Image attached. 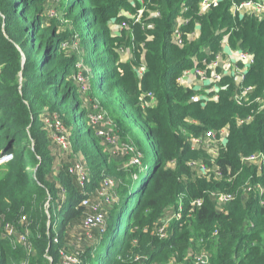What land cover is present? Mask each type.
Listing matches in <instances>:
<instances>
[{"label": "trees", "instance_id": "16d2710c", "mask_svg": "<svg viewBox=\"0 0 264 264\" xmlns=\"http://www.w3.org/2000/svg\"><path fill=\"white\" fill-rule=\"evenodd\" d=\"M58 1L64 17L80 35L86 55H94L103 45L106 51L112 49L107 18L119 7L131 9L130 0ZM199 1L152 0L150 9L162 14L150 20L153 28L147 26V34L152 37L143 34L141 24L135 25L131 39L135 50L129 63H120L122 72L111 69L96 74L100 81L97 93L105 107L100 105V109L114 120V131L121 142L141 152L140 164H130L133 154L122 153L128 159V165H123L103 148L89 121L90 113L78 93L80 86L73 81L79 72H73L76 57L66 54L64 48L70 35L60 32L57 24L50 28L44 25L45 0H0V151L14 154V160L0 171V219L22 232L25 216L33 246V252H29L10 239L0 238V264H64L69 244L74 241V245L80 235L86 236L82 240L85 245L79 248L75 264H139L134 261L136 256H145L146 264L183 260L189 249H197L201 239L213 253L212 264H264V195L258 192L250 193L245 203L240 199L241 192L221 211L207 196L204 206L188 220L172 223L168 238L161 240L152 232L154 221L177 203L182 193L190 199L210 190H239L256 169L246 167L241 177L229 180L227 166H238L242 154L264 150L262 116H256L250 124L236 123V116L247 115L250 109L234 103L236 85L232 79H225L228 86L220 99L205 106L192 101V90L177 82L183 70L192 67L193 56H206L205 47L213 51V56L229 34L232 47L254 55L246 83L256 86L257 94L264 96V17L234 19L230 0L198 17ZM184 5L191 9L194 21L202 23V33L199 40L179 48L171 38L175 18ZM139 45L144 49L142 61L148 66L142 77H138L134 65L140 57ZM149 91L156 95L157 105L142 107L141 95ZM45 105L52 116L58 114L64 119L70 131V151L84 157L90 171L85 189L68 171L76 159L58 153L60 147L41 117ZM226 124H230L228 148L216 160L223 178H194L188 162L201 157L207 160L209 156L193 151L190 137ZM105 176L119 181L121 197L112 204L106 230L94 229L89 237L83 228L87 208L80 205L81 198L84 191L94 196ZM254 181L264 184V175ZM59 186L66 190L64 199ZM134 195L136 201L130 204ZM124 217L128 224L117 246ZM215 230L218 235L212 243Z\"/></svg>", "mask_w": 264, "mask_h": 264}, {"label": "built area", "instance_id": "2783aa9c", "mask_svg": "<svg viewBox=\"0 0 264 264\" xmlns=\"http://www.w3.org/2000/svg\"><path fill=\"white\" fill-rule=\"evenodd\" d=\"M56 1V0H53ZM147 1V2H146ZM225 0H200L197 11L198 17L207 15L216 5ZM229 11L234 19L242 20L247 16L264 17V0H230ZM152 0H130L131 9L126 12L123 11L124 21L120 25V29L131 30L135 25L141 24L143 27H153L151 23L152 18H160L161 12L150 9ZM154 3H152L153 5ZM147 13V14H146ZM48 14L53 16L56 14L55 9H49ZM202 33V23L199 20L194 21V16L189 6L184 5L175 18V25L172 31V42L179 48H183L187 43H192L199 40ZM119 36L122 34L119 33ZM229 34L223 37L221 42V50L213 53L209 47L204 48L206 56H193V65L189 67L178 76L177 82L184 88L192 90L191 100L200 102L205 106L209 101H216L220 99L222 91L227 88L224 83L225 79H232L236 85V89L232 95L234 103L243 108H249L250 113L247 115H237L236 123L238 125H246L252 123L256 116H262L264 126V96L258 95L256 86L247 84V75L250 68L255 63L254 55L247 50L232 47L228 42ZM119 53L125 52L123 48L117 49ZM129 58L133 55L127 53ZM83 70L75 75L81 91L86 90ZM148 71V66L143 64L137 67L138 77L144 76ZM157 97L149 91L141 95L139 104L142 107L152 108L157 105ZM98 107H96L97 109ZM105 112V113H103ZM89 121L95 128V133L99 139L104 140L113 148V155H123L132 153L130 164L141 163V152L130 143L121 142L119 136L115 133L114 120L108 113L99 109L89 114ZM193 121V120H191ZM46 127L50 132L53 142H55L62 151H70L72 143L67 127L55 118H45ZM196 122V121H193ZM198 123V122H197ZM230 136V124H226L218 129H208L200 135L190 137V146L193 151H202L206 153L209 158L204 160L202 157L193 159L188 162L192 170L194 178H208L214 176L217 179L223 178L222 168L216 162L221 153L227 150ZM203 156V154L201 153ZM14 160L13 153H4L0 151V165L8 164ZM246 167H254L256 174L250 175L247 180L242 183L237 191L224 190H210L204 196L187 199L186 194L182 193L178 197L177 203L166 209L164 218L156 222L153 226L152 232L161 240L169 237L172 223L174 221L184 223L194 212L201 209L205 204V198L208 196L216 203L217 209L221 211L223 207L233 203L240 195V199L245 203L249 194L258 192L261 196L264 195V184L259 181H254L257 178H262L264 175V150L254 151L249 154H242L239 158L238 166L229 164L227 166L226 177L229 180H234L241 177ZM68 171L74 175L81 187L86 188L90 181V171L82 155L79 156L69 167ZM119 181L112 176H105L94 196L92 193L84 191V196L81 198V206L87 208L86 216L83 220V228L85 234L92 236V230L101 229V232L106 230L107 224V207L113 203L118 202L119 197L115 189ZM59 195L64 199L66 190L59 186ZM240 191V192H239ZM261 203L264 205V198H261ZM21 224L24 231H19L15 225L0 219V238L10 239L13 244L24 246L29 252H33V246L30 243V223L27 218L22 217ZM251 226H254L251 223ZM250 226V227H251ZM173 229V228H172ZM145 231H148L146 228ZM213 239L218 235V231L213 233ZM84 237L80 235L78 239L83 240ZM58 242V239H55ZM206 240L201 239L199 244L205 245ZM206 246V245H205ZM80 250L77 248L71 253L64 254V264H75L79 261ZM213 253L207 248L198 251V248L188 250L184 260L171 258L168 264H212ZM147 258L145 256H136L135 261L139 264H144ZM26 264V263H24ZM146 264V263H145Z\"/></svg>", "mask_w": 264, "mask_h": 264}, {"label": "rangeland", "instance_id": "374dc122", "mask_svg": "<svg viewBox=\"0 0 264 264\" xmlns=\"http://www.w3.org/2000/svg\"><path fill=\"white\" fill-rule=\"evenodd\" d=\"M43 9H44V18H43V23L46 27H51L54 24H57L59 31L60 32H67L69 33V38L67 41L64 42V48L66 51V54L68 55H72L76 57V61H77V65L76 68L73 70L77 71L78 69L83 70V74H84V81H85V85H86V90L85 91H81L79 90V96L83 102L84 107L87 109L88 113H93L96 110L100 109V105L102 107L103 104L101 103V99H100V95H98V91L97 89H99V85H100V81L99 78L97 77V73L101 72V71H108V70H116V71H121V66L120 63H129V56L126 55L127 53L132 54L133 55V51L135 50V44L131 41V39L134 38V34L132 35L131 30H127V29H120V25L121 23L124 21L125 17L123 16V11L126 9L124 7H119L117 9L116 14H113L111 16H109L107 18V26L111 31V39L113 40V47L112 49H109L106 51V46H100V48L98 49L97 53H95L94 55H86L84 54V48L82 46V40L80 35L78 34V32L75 30V26L74 24L71 22L70 19L64 17L63 12L61 11V8L59 6V1H53V0H45V2L42 5ZM49 9H55L56 14L53 16H50L48 14ZM129 9V8H128ZM76 10V9H75ZM74 10V11H75ZM128 10H125L124 12H126ZM153 28V27H152ZM133 29V28H132ZM145 31L143 32V34L147 35V38H151L152 36L147 34V25L144 26L143 28ZM141 29V30H143ZM142 32V31H141ZM121 33L122 35L119 36L118 34ZM134 33V31H133ZM128 36V37H127ZM136 33H135V40H136ZM134 40V42H135ZM142 46V44H141ZM90 48H92V44L89 47V52L91 51ZM115 48H123L125 50V52L123 53H117ZM139 56H137V61L135 62L134 65H136L137 67L142 66L143 64H145L142 59L144 58V49H142L139 45ZM105 57V59H104ZM95 59V60H94ZM23 80V78L21 79ZM73 81L75 83V77L73 78ZM96 107H98L96 109ZM105 109V107H104ZM42 110H44L41 113V117H43V120L45 121V118L47 116V118H55L57 117L58 120H60L63 124H64V119L62 117H60V115H51L50 114V108L48 105H45ZM105 113V112H103ZM65 125V124H64ZM67 127V126H66ZM68 129V127H67ZM69 131V129H68ZM70 133V131H69ZM101 143L103 144V148L107 151V153H110L111 156L113 157L114 160L123 163V165H128V159L127 158H123V156L121 155H113V148L107 144L104 140L100 139ZM73 149V147H72ZM59 155L60 157H64V156H70L71 159L74 158L77 159L79 158L80 154H78L77 152H75L74 150L72 151H60L59 150ZM61 159V158H60ZM6 165V164H5ZM5 165H0V171L4 168ZM172 166V165H171ZM29 168H31V164H29ZM115 192L117 194V197H121L120 195V191H119V183L115 189ZM136 201V196H132L130 199V204L134 203ZM167 211L165 210L160 217L154 221V223L159 222L160 220H162L164 217V214ZM112 205L110 207H108V219H110L112 217ZM128 224V219L127 217H124L123 223H121L120 226V230H119V235H118V241H117V246L120 245V243L122 242L123 239V234H124V230L126 228ZM77 238V237H76ZM75 238V239H76ZM74 240V238H73ZM74 242V241H73ZM73 242H71L68 246V253H71L72 250L74 249H83L84 245H82L84 243V241L80 240V239H76L75 244L73 245ZM198 251L203 250L204 248H206L205 245H200L199 243H196ZM195 245V246H196ZM190 250V249H189ZM186 258V256H183V260ZM171 259L167 260V261H163L160 264H168L169 261ZM135 261V260H134ZM158 262V261H155ZM155 262L153 264H155Z\"/></svg>", "mask_w": 264, "mask_h": 264}, {"label": "crops", "instance_id": "0c3cea01", "mask_svg": "<svg viewBox=\"0 0 264 264\" xmlns=\"http://www.w3.org/2000/svg\"><path fill=\"white\" fill-rule=\"evenodd\" d=\"M238 48V47H237Z\"/></svg>", "mask_w": 264, "mask_h": 264}]
</instances>
